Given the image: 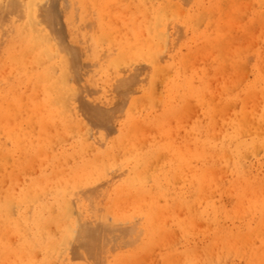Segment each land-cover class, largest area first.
<instances>
[{
    "label": "bare ground",
    "instance_id": "bare-ground-1",
    "mask_svg": "<svg viewBox=\"0 0 264 264\" xmlns=\"http://www.w3.org/2000/svg\"><path fill=\"white\" fill-rule=\"evenodd\" d=\"M236 259L264 264V0H0V264Z\"/></svg>",
    "mask_w": 264,
    "mask_h": 264
},
{
    "label": "rangeland",
    "instance_id": "rangeland-1",
    "mask_svg": "<svg viewBox=\"0 0 264 264\" xmlns=\"http://www.w3.org/2000/svg\"><path fill=\"white\" fill-rule=\"evenodd\" d=\"M223 200H224L225 202L227 201V200H225V199H223ZM227 203L229 204V202H227ZM200 223H201V222L199 221L198 225H199V227L202 228V225H201ZM235 261H236L235 264H244L243 261H241V260L236 259Z\"/></svg>",
    "mask_w": 264,
    "mask_h": 264
}]
</instances>
